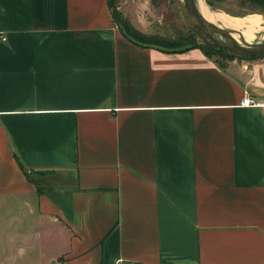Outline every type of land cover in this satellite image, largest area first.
I'll return each instance as SVG.
<instances>
[{"label": "crops", "instance_id": "0c3cea01", "mask_svg": "<svg viewBox=\"0 0 264 264\" xmlns=\"http://www.w3.org/2000/svg\"><path fill=\"white\" fill-rule=\"evenodd\" d=\"M0 264H264V55L141 44L109 0H0Z\"/></svg>", "mask_w": 264, "mask_h": 264}, {"label": "rangeland", "instance_id": "374dc122", "mask_svg": "<svg viewBox=\"0 0 264 264\" xmlns=\"http://www.w3.org/2000/svg\"><path fill=\"white\" fill-rule=\"evenodd\" d=\"M112 4L116 22L124 30L134 31L143 39L165 43L161 37L163 36L176 40L175 44L180 47H190L191 45L203 47L205 51L209 52L208 54L219 61L228 60L230 57V51L208 44L195 29L188 26L177 0H112ZM207 4L216 13L225 12L232 16L262 13L250 11V5L242 4L239 0L222 1L219 4L220 7H213L208 2ZM262 38L260 34L256 37V39ZM29 174L41 185H45L48 181L47 184L51 188H58L64 182H70L73 179L66 173L57 174L46 168L30 169ZM67 197L68 195L61 200L64 201V207L69 214L70 208ZM61 235L60 239H63Z\"/></svg>", "mask_w": 264, "mask_h": 264}, {"label": "water", "instance_id": "95a60500", "mask_svg": "<svg viewBox=\"0 0 264 264\" xmlns=\"http://www.w3.org/2000/svg\"><path fill=\"white\" fill-rule=\"evenodd\" d=\"M199 0H177L188 26L195 29L206 42L217 47H223L243 56L264 55V38L245 40L242 36L234 37L233 32L240 31L230 29L221 23L209 20L198 7Z\"/></svg>", "mask_w": 264, "mask_h": 264}, {"label": "bare ground", "instance_id": "6f19581e", "mask_svg": "<svg viewBox=\"0 0 264 264\" xmlns=\"http://www.w3.org/2000/svg\"><path fill=\"white\" fill-rule=\"evenodd\" d=\"M198 7H200L203 15L209 20L221 23L230 29L240 31V36L245 40L251 41L258 34L264 38V14L262 13L243 14L242 16H232L225 12L216 13L213 9H210L205 0H199ZM232 35L235 38H240L238 32H233Z\"/></svg>", "mask_w": 264, "mask_h": 264}, {"label": "trees", "instance_id": "16d2710c", "mask_svg": "<svg viewBox=\"0 0 264 264\" xmlns=\"http://www.w3.org/2000/svg\"><path fill=\"white\" fill-rule=\"evenodd\" d=\"M211 6H213V7H220V2H222V1H226V0H206ZM242 4H245L246 5V3L248 4V5H250L249 7V9H251L250 11H258V12H262V13H264V0H239ZM109 4H110V8H111V10H112V13L114 12V10L112 9L113 8V4H112V0H109ZM237 13V12H236ZM250 13H253V12H250ZM238 14H240V13H238ZM115 16H114V13H113V19H115L114 18ZM116 21V20H115ZM119 25V24H118ZM121 27V26H120ZM122 28V31L130 38H132V39H135L137 42H139V43H141V44H149V45H156V46H161V47H163V48H165V49H171V50H176V49H182V48H188V47H180V46H177L176 44H175V42H176V40H174V39H172V38H166V37H163V36H161L162 38H163V40L165 41V43L164 42H162V41H160V42H158V41H154V40H147V39H143L139 34H137L136 32H134V31H131V30H124V28L123 27H121ZM181 35V34H180ZM207 42V41H206ZM208 44H210L209 42H207ZM210 45H213V44H210ZM176 46V47H175ZM198 46V45H197ZM213 46H215V45H213ZM191 47V46H190ZM217 47V46H216ZM203 48V47H202ZM220 48V47H219ZM221 48H223V47H221ZM223 49H225V48H223ZM204 50V49H203ZM225 50H227V49H225ZM205 51V50H204ZM227 51H229V50H227ZM205 52H208L207 50L205 51ZM209 53V52H208ZM236 56H238V57H241V58H252V56H259V55H251V56H243V55H241V54H238V53H234V52H232V51H230V57L228 58V59H231V58H235ZM217 60V59H216ZM220 64H222V63H225V61H219V60H217ZM30 169L31 168H26V172H27V174H28V176L30 175L29 174V171H30Z\"/></svg>", "mask_w": 264, "mask_h": 264}, {"label": "built area", "instance_id": "2783aa9c", "mask_svg": "<svg viewBox=\"0 0 264 264\" xmlns=\"http://www.w3.org/2000/svg\"><path fill=\"white\" fill-rule=\"evenodd\" d=\"M4 38H5V36H4ZM242 102L245 103V104L257 103V101L253 97H251L249 94L245 95V97L243 98Z\"/></svg>", "mask_w": 264, "mask_h": 264}]
</instances>
